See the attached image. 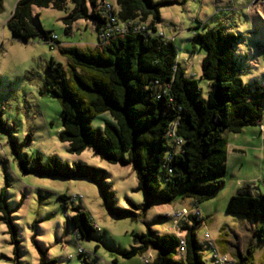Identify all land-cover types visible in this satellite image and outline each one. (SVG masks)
<instances>
[{
    "label": "trees",
    "instance_id": "trees-1",
    "mask_svg": "<svg viewBox=\"0 0 264 264\" xmlns=\"http://www.w3.org/2000/svg\"><path fill=\"white\" fill-rule=\"evenodd\" d=\"M115 1L116 15L106 13V2L99 0H71L70 11L67 0H17L5 26L13 41L29 43L38 39L54 45L57 37L42 29L38 15L33 16V7L64 11L66 34L72 32L78 21H90L98 39L95 51L63 49L67 70L54 60L47 66L44 90L60 103V141L67 144L71 154L94 150L110 164L132 165L137 190L146 194L149 203L173 204L180 197L190 199L196 206L210 201L222 191L228 176L226 135L258 126L264 112V85L259 81L245 84L240 78L243 60L238 48L243 39L223 27L195 35L194 44L205 51L201 79L209 82L207 96L203 98L198 83L185 76L173 40L157 31L164 3ZM2 9L0 0V12ZM108 15L116 17L117 25L127 26L123 33L102 41L100 35L108 30ZM148 19V26L138 27ZM175 137L182 140L181 146H177ZM12 145L17 151L14 142ZM21 168L26 173L47 177L91 178L108 209L118 217L127 214L116 207L115 195L109 191L102 169L81 163L70 166L55 157L43 164L40 157L27 156ZM59 199L65 207L68 198ZM226 213L264 218V194L254 193L248 187L239 188L229 198ZM0 214L12 240L17 242V228L5 189L0 191ZM191 220L197 228L200 223L193 217ZM70 221L78 238L98 233L80 208H75ZM181 225L188 231L183 258L178 259L179 238L157 235L150 228L135 234L133 245L122 256L143 257L151 251L155 258L149 264H205L202 247L195 239L196 229L186 223ZM257 232L264 233V229ZM258 237L264 241V234ZM252 261L248 247L246 254L236 255L235 264Z\"/></svg>",
    "mask_w": 264,
    "mask_h": 264
},
{
    "label": "rangeland",
    "instance_id": "rangeland-1",
    "mask_svg": "<svg viewBox=\"0 0 264 264\" xmlns=\"http://www.w3.org/2000/svg\"><path fill=\"white\" fill-rule=\"evenodd\" d=\"M103 1L117 11L115 0H99ZM152 1L164 3L159 11L161 22L157 31L173 40L185 76L198 83L203 98L209 89V82L201 79L205 51L193 40L195 35L211 28L223 27L242 37L238 48L243 60L240 78L245 84L259 81L264 85V0ZM16 2L2 0L0 12V191L5 189L6 202L17 228V242L0 220V264H143L140 256L130 259L122 256L133 245L134 235L150 228L160 236L185 237L188 231L180 224L195 228L191 217L196 218V207L204 222L196 220L200 224L194 234L202 247L201 258L205 264H215L211 244L230 260L246 254V249L251 247L252 264H264V241L258 237L264 233L257 232L264 229V218L226 213L229 198L237 189L248 187L254 193L264 194V112L263 125L260 122L258 126L245 127L240 134L226 135L227 141L239 150H229L228 176L214 199L198 206L184 197L173 204L149 203L146 194L137 190L132 165L110 164L94 150L71 154L67 144L59 139L61 107L44 90L47 66L54 60L67 70L63 49L95 51L98 39L92 23L80 20L66 34L62 22L66 16L64 11L33 7V16L38 15L39 25L55 35L57 43L51 47L38 39L16 42L5 26ZM71 9V0H67V10ZM150 22L148 19L138 27L148 26ZM25 156L40 157L43 164L55 157L70 166L81 163L104 170L116 207L127 214L122 217L113 214L91 178L64 179L26 173L21 168ZM62 196L68 198L65 207L59 199ZM75 208L84 211L89 222L99 229L98 233L83 239L76 236L70 221ZM183 210L187 212L184 222L178 217ZM149 254L154 260L153 252L144 255Z\"/></svg>",
    "mask_w": 264,
    "mask_h": 264
},
{
    "label": "built area",
    "instance_id": "built-area-1",
    "mask_svg": "<svg viewBox=\"0 0 264 264\" xmlns=\"http://www.w3.org/2000/svg\"><path fill=\"white\" fill-rule=\"evenodd\" d=\"M105 9H106V13L114 12V14L116 15V10L114 9V7L111 4L106 3ZM108 18H109V24L107 27L108 30L100 35V39L102 41H106L109 37H111L115 33L120 34L126 30L127 25H123V26L121 25L120 26V25L116 24V17H114L113 15H108ZM53 38L55 39L56 37L54 36ZM174 141L176 142L177 145H181L183 143L182 140H180L179 138H176V137L174 138ZM195 213H196V214H194V215H196L195 219L196 220L199 219L200 222L203 224L204 221L202 220V217H201V214H200L198 208H196ZM185 214H187V212L185 210H183L182 212L179 213L178 217L183 218ZM183 222H184V218H183ZM96 229L99 232V229L98 228H96ZM205 237L208 238L209 235L206 234ZM211 246H212V250H213V259L215 261V264H235L236 263L235 259L230 260V258L227 255H220L216 251V249L213 247V244H211ZM186 247H187V244H186L185 237H179V245H178V249H177L179 257H181V258L184 257V255L186 253ZM141 259H142L143 264H149L153 261V255L152 254H149L148 256L144 255Z\"/></svg>",
    "mask_w": 264,
    "mask_h": 264
},
{
    "label": "crops",
    "instance_id": "crops-1",
    "mask_svg": "<svg viewBox=\"0 0 264 264\" xmlns=\"http://www.w3.org/2000/svg\"><path fill=\"white\" fill-rule=\"evenodd\" d=\"M262 124V122H261ZM263 125V124H262ZM261 133V132H260ZM232 149L234 152H236L237 150H239V148L235 149L234 145H232V142H228V145H227V159L229 160V157L231 155V153L229 152V150ZM227 164H228V161H227ZM237 191V190H236Z\"/></svg>",
    "mask_w": 264,
    "mask_h": 264
}]
</instances>
